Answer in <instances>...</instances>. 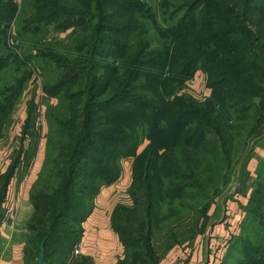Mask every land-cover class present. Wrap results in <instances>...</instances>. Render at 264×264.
<instances>
[{
    "label": "trees",
    "instance_id": "1",
    "mask_svg": "<svg viewBox=\"0 0 264 264\" xmlns=\"http://www.w3.org/2000/svg\"><path fill=\"white\" fill-rule=\"evenodd\" d=\"M16 10L14 0H0V135L8 123L10 104L22 90L16 74L31 59L54 66L57 76L52 87L66 94L65 104L54 118L60 125L56 147H51L50 131L43 166L29 191L32 214L27 231L35 240L27 241L23 264L36 262L42 242L44 260L51 264L47 262L46 249L60 240L62 255L55 264H65L80 241L81 225L92 212L95 197L118 178L117 170L110 173L105 167L114 163L109 152L117 153L127 146L135 151L142 139L163 132L176 139L169 147L170 153L159 154L154 140H150L132 166L133 181L127 191L131 206L117 204L110 217L111 227L123 246L118 264H139L136 261L140 255L134 251L145 248L151 252L152 248L153 213L159 202L153 179H160L159 185L166 186L172 202L181 199L186 188L191 190V200H205L195 179H200L206 170L222 174L224 168L215 166L224 160L219 159L217 151L235 139L226 130L227 125L221 128L220 123L238 129L243 120L251 121V135L258 126L257 101L264 100V0H161L165 29L157 24L153 10L137 0H23L16 18V36L22 40L30 30L33 35L40 31L44 35L30 45L23 42V49L13 50L7 46L8 27L3 17L7 13L14 15ZM195 11L199 22H192L187 29L192 33L190 38L167 42L175 31H181L173 21L182 12L192 16ZM150 29L158 31V44H152L147 34ZM68 30L73 32L67 38L57 36ZM49 33L57 38L46 42ZM62 41L65 47L57 45ZM107 48L113 52L108 53ZM32 50L36 54H31ZM213 62L220 68L221 78L210 85L213 92L207 101L200 103L188 95H175L194 69L201 67L212 73ZM43 70L50 73L45 67ZM221 91L225 95H219ZM125 97L132 98L134 109L115 108ZM174 106L180 108L175 123L149 128L150 115L159 121L167 112L165 107L168 110ZM192 118H196L200 130L188 135ZM251 135L239 134L235 141L245 144ZM252 151L244 160L245 172ZM15 159L0 174V179L4 177L0 224L20 152ZM88 160L91 168L85 165ZM114 165L117 169L118 163ZM261 169L264 165L258 163L257 186L243 210L247 220L241 223H249L262 246L250 247L240 236L241 231L245 232L241 225L225 253V258H232L233 252L243 256L248 252L238 264L252 260L254 264H264V217L256 212L264 208ZM65 219L77 223L78 229L72 233L79 236L75 242L62 228ZM200 223L188 230L191 239L197 236ZM257 224L261 226L255 227ZM176 244L173 238L172 246ZM153 260L155 256L147 258L146 264H158ZM220 264L228 263L223 259Z\"/></svg>",
    "mask_w": 264,
    "mask_h": 264
},
{
    "label": "rangeland",
    "instance_id": "2",
    "mask_svg": "<svg viewBox=\"0 0 264 264\" xmlns=\"http://www.w3.org/2000/svg\"><path fill=\"white\" fill-rule=\"evenodd\" d=\"M137 1L147 4L153 10L157 24L161 26L163 29H165L166 26L162 21L160 14L161 0H137ZM14 2L15 5L17 6V10L15 14L11 15V13H7L5 15V18L3 17V19L5 20V25L7 24L8 27L7 46L11 47V49L13 50H15L16 47L18 48L20 47V49H23L25 48V44L30 45L34 41L42 38L44 35V32L42 31H40L37 35H33L32 31L30 30L25 35V38L22 40L16 36V32L18 28L16 18H17V13L20 10L21 5L23 3V0H14ZM193 15H195L196 17L193 18ZM192 22L195 23L199 22L197 12L195 11V14H192V16L188 12H182L179 15V17L173 21L174 26L179 25L181 31L180 32L175 31L173 33L174 36H171V38L169 37V40H167V42H171V40L181 41L190 38L192 33L188 32L187 29L191 25H193ZM71 31L72 30H68L67 32L58 34L57 36L60 37L61 39L67 38V36H69V34L73 32ZM147 34L150 35L152 39V44H158L155 36V34H159L157 30L150 29L149 32H147ZM148 35L146 37H149ZM57 36L54 33H52V35L49 33L44 41L46 42L54 41L55 39L53 38H57ZM63 41L59 42L57 45L59 47H65ZM23 42H25V44ZM107 50L108 53L113 52V49L107 48ZM31 54H36L35 50H32ZM213 65H214V70H212V73L208 72L205 69H202L201 67L194 69L192 76L184 82L183 87L179 89L175 93V95L176 96L188 95L200 103L207 101L213 92L211 88L212 86L210 85L218 83L221 78V74L219 73L220 68L218 67V65H216V62H213ZM44 67L46 68V70H50V73L45 72L43 70ZM53 68L54 66H52L49 63L47 64V61L34 58L31 59L29 62H27L25 66H21L18 74H16L17 78L22 83L21 84L22 90L18 93L16 98L10 104L11 112L8 119V123L2 131V133L4 132V137H1L2 140L0 139V141L3 143V147L5 148V150L10 152L8 156L10 165H12L13 162L16 160L15 158L17 155H19L20 147H21L20 141H18L17 143H16L17 140L11 141L13 137L12 130L14 127V123L21 122L22 127L24 128L28 122V115L31 118V120H33V126H37L36 129H34V132L37 131V134L33 140V145H31L29 148L31 153L23 162L26 163L27 165L30 164L32 154L38 149V147L40 152L43 150V154L45 155L50 131H52L51 147L53 149L54 147H56L55 137L58 129L60 128V125L56 122V120H54V118L57 117V114L58 112H60L62 105L65 104L64 101L66 98V94L65 92H61V90L52 87L56 82V76H57V72ZM46 86L49 88V90H46ZM224 86L225 84H223L221 87ZM215 87L217 89V86ZM219 95L222 96L225 95V93L221 91L219 92ZM133 104L134 102L132 98L125 97L120 104L115 106V108L119 110H127L130 108L134 109L135 107L132 106ZM257 105L259 106V109L255 116V120L257 121L258 126L256 127V130L253 132V135L249 134L253 126L251 121L243 120L241 123L238 124L239 126L238 129L233 128L229 124L220 123L219 126L221 128H224L227 125L226 130H228L230 136L235 137V139L232 140V143L228 147L225 146L223 148L224 151L221 148L218 149L217 151L219 153L218 155L220 157L219 159H224V160L217 161L215 163V166L223 167L224 172L222 174H217L216 171L206 170L205 173L200 177V179H195L199 181L198 183L200 187V192L202 194V197L205 198V200H202L201 198L197 200H191L188 195L189 193H191V190L186 188V194L182 196L181 199L179 198L175 202H172L171 196L167 195L166 186L163 184L159 185L160 179H153V184L155 187H157L156 196L159 202H158V208L155 209L153 213L154 227L152 229L151 242H150L152 248H151V252L149 251V249H145V248L142 251L135 250L134 252L136 253V255H140V258L137 257V261H136L137 263L146 264L147 258L153 256H155V260H153V262L159 263L160 259L164 257L166 252L171 247L181 246L193 240L191 239V236L188 233V230L192 229V225L197 224L198 221L201 222V220L204 218L202 217L203 213L208 215L213 210L214 211L217 210L219 216H216V219H218V217H220L221 214L223 213V210L225 211L227 207L226 202L229 201V199L237 200L239 197V199L242 201L243 198V202L241 203L240 201L241 204H239V207L237 209L238 211L244 210L248 199L252 195L253 189L256 188L257 186V182L255 181L257 175H255V177L253 178H251V176L248 175L247 166L249 161L247 163L246 172H245L244 160L247 157L246 155L249 153L251 149L254 150L256 147L259 146L264 147V100L257 101ZM165 108L167 112H165L164 118H161L159 121H157L156 118H153V116L150 115L149 117L150 119L148 122V126L150 129H153V127L157 124L160 127H162L163 125H168L170 127L173 123L176 122V115L179 112L180 108L177 106L171 108L168 107V110L167 107ZM168 112L170 113L168 114ZM252 114L253 111L251 112V115ZM18 118L20 119L18 120ZM196 121H197L196 118H192L189 125V130L186 132V134L190 135V132L196 133L200 130L199 129L200 125ZM239 134L240 135L247 134V135H251V137H249L250 139L249 138L246 139L245 144L243 142L239 144L237 141H235ZM174 138L175 137L168 136L167 133L161 132L158 134V136L152 134V136H148V138L146 137L142 139L139 143V146L135 149V151L132 150V147L130 148V146H127L116 151L117 153L109 152V155L112 154L110 156V159L113 158L114 163L115 162L118 163L117 169L114 163L112 162L105 164V167H107L106 169L110 173L111 172L114 173L115 170H117L118 172V178L115 182L117 184L115 186L112 184L113 190L110 189L111 193L108 198L109 199L108 203H110L111 214L113 212L114 207L117 204H121L123 206H131V199L127 191L133 181L132 166L134 165V162L137 159V157L150 143V140L151 139L154 140L155 145L159 150V154H167L170 153L169 147L173 145L176 141V139ZM38 140H40V142ZM217 148L218 147L216 146V149ZM50 155H52V152H50ZM54 156L55 153L51 157ZM159 160L160 159H158L157 162L158 171H160ZM20 162H22L21 159ZM43 162H44V156H43ZM85 165H88L89 166L88 168L92 167V163L90 160L85 162ZM262 165H264V158H262L259 161V166L262 167ZM42 166L43 164L41 165L37 173L33 176L31 184L28 188V192H27L28 196L31 186L36 182L37 176L40 173ZM261 171L263 174V177L261 178L262 179L261 184L264 186V169H261ZM3 179L4 177L0 179V188H2L3 182L1 183V181ZM22 180L23 179H17L16 186L17 184H20ZM104 188H107V186ZM7 195L8 196L6 199L7 201L5 207L10 208L12 218L7 220L8 223H5V208L3 206L2 208L3 215L1 216L2 218L1 224H4L5 229L3 230L7 232L14 231L16 233L17 232L20 233V237H21L20 242H23V259H24L25 246L27 244V241L35 240V236H33L32 233H29L27 231V222L32 214V206L28 196L23 200L21 198L20 193L17 192L16 193L14 192L13 198L11 197V195H9L8 191H7ZM96 197L93 201L94 202L93 207L95 206L96 203ZM263 202H264V198L261 199V203ZM250 208L254 209L253 206H250ZM257 210H256L257 214L260 215L262 213V216L264 217V208H257ZM196 211H199L198 214H196ZM239 212H238L239 215L238 214L237 216L235 215L236 216L235 219L237 218L238 219L231 224L227 222L228 224L227 226L235 225L237 228L242 227L241 225H243L245 219L247 220L248 215L244 214L243 217L242 214ZM226 215L229 216L230 213L227 212ZM260 226L261 225L257 224L255 227L259 228ZM62 228L66 231L67 236L72 235L71 239L69 240L71 241L73 240V242H75L78 239L79 236H77V234L75 235L72 234L74 231H77L76 228L78 229L77 223L65 219L62 224ZM243 228L245 229V232L241 231L240 233L241 238L244 241H246L250 247H254L256 245L257 248L261 249L262 242L261 240L257 241L256 239L257 236L254 235L253 232H251L253 228L251 226L249 227V223L245 222ZM140 235L143 236L145 234L143 232ZM173 238L175 239L176 242H178V244L172 246ZM61 241L63 240H60V242H57L47 247L46 250H47L48 263L55 264V262H57L60 259L62 255V252H60L62 251L60 249ZM226 252L228 253L227 249L226 251L222 252L221 259H219L220 261H218L217 264H220L223 259L228 264H238V261H241L243 257L248 254L247 252L243 256L241 255V253L233 252L231 253L232 258H225L227 254ZM36 255L38 257V250ZM37 257H36V262L31 264H37ZM253 261L254 260H252V262H250L249 264H254Z\"/></svg>",
    "mask_w": 264,
    "mask_h": 264
},
{
    "label": "crops",
    "instance_id": "3",
    "mask_svg": "<svg viewBox=\"0 0 264 264\" xmlns=\"http://www.w3.org/2000/svg\"><path fill=\"white\" fill-rule=\"evenodd\" d=\"M36 127L33 126V120L29 115L27 125L24 128L21 122L14 123L11 141L21 142L20 158L22 162L17 165L9 184L8 193L12 198L14 192L20 193L23 200L28 196L27 192L33 176L43 164L44 154L43 150L40 152L39 147L32 154L30 164L27 165L23 162L31 153L29 148L33 145V140L36 137L37 131L34 132ZM1 137H4V132L0 139ZM38 141L40 142V140ZM3 149L5 150L0 141V174L5 172L10 163L8 160L10 152ZM262 158H264V147H256L247 166L248 175L251 178L255 177L257 165ZM17 179L23 180L16 186ZM116 184L113 183L114 186ZM113 185L107 186V188L103 187L98 193L92 212L81 225L80 251L78 254L71 253L65 264H118L122 259L123 246L110 222L111 211L108 198L111 193L110 189L113 190ZM240 201L239 197L237 200L229 199L226 202L225 211L223 210L218 219H216V216H219L217 210L211 211L201 220L197 236L184 245L171 247L158 264H217L232 237L239 232V228L235 225L227 226V222L234 223L238 219L235 218L239 211L244 216V211L237 209L239 204L243 202V198L241 203ZM227 212L230 213L229 216L226 215ZM3 229H5L4 224H0V264H23V242H20V233L7 232Z\"/></svg>",
    "mask_w": 264,
    "mask_h": 264
},
{
    "label": "built area",
    "instance_id": "4",
    "mask_svg": "<svg viewBox=\"0 0 264 264\" xmlns=\"http://www.w3.org/2000/svg\"><path fill=\"white\" fill-rule=\"evenodd\" d=\"M7 196H8V195H7ZM7 196H6V199H7ZM6 201H7V200H5L3 206H4V208H5V223H8L7 220L10 219V218H12V215H11L10 208H6V207H5ZM80 248H81V243L79 242V243L75 246V248L73 249V252H72V253H73V254H78L79 251H80Z\"/></svg>",
    "mask_w": 264,
    "mask_h": 264
},
{
    "label": "water",
    "instance_id": "5",
    "mask_svg": "<svg viewBox=\"0 0 264 264\" xmlns=\"http://www.w3.org/2000/svg\"><path fill=\"white\" fill-rule=\"evenodd\" d=\"M44 242L40 244L39 253L37 257V264H47L44 260Z\"/></svg>",
    "mask_w": 264,
    "mask_h": 264
}]
</instances>
